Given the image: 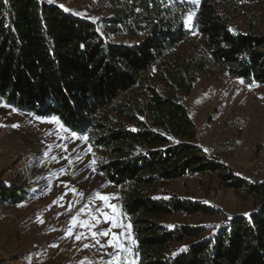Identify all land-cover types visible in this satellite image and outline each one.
Segmentation results:
<instances>
[{"label":"trees","instance_id":"trees-1","mask_svg":"<svg viewBox=\"0 0 264 264\" xmlns=\"http://www.w3.org/2000/svg\"><path fill=\"white\" fill-rule=\"evenodd\" d=\"M248 1L264 8V0ZM221 2L203 0L195 14L194 28L208 54L198 72L212 63L249 85L264 84V32L229 31ZM112 5L107 29L131 37L142 32L141 41L115 43L92 20L48 0H0V103L56 117L100 149L99 171L127 189L123 209L137 264H264V181L245 180L220 157L202 152L196 123L181 99L192 90L193 63L171 57L161 65L188 37L183 14L189 8H172L166 0ZM205 174L252 198L253 209L208 236L204 226H165V216L213 210L174 195L156 197L158 186ZM26 194L20 183L0 184V203L16 204ZM178 243L186 244L184 251Z\"/></svg>","mask_w":264,"mask_h":264},{"label":"rangeland","instance_id":"rangeland-1","mask_svg":"<svg viewBox=\"0 0 264 264\" xmlns=\"http://www.w3.org/2000/svg\"><path fill=\"white\" fill-rule=\"evenodd\" d=\"M48 1L92 20L103 37L115 43L131 45L144 38L142 32L131 37L107 29L106 17L115 14L112 0ZM166 1L175 9L177 5L189 8L183 14L188 37L161 65L171 57L193 63L196 78L190 94L181 99L196 123L199 144L222 147L215 157L245 180L264 181V84L254 82L250 87L212 63L200 74L199 66L208 54L194 28V18L203 0L198 4L193 0ZM221 6L233 32H264V8L259 4L222 0ZM190 13L194 15L185 26ZM152 83L168 93L156 79ZM237 116L246 117L248 127L235 126ZM52 118L0 103V184L20 183L27 191L16 204L0 203V264H137L132 225L123 209L127 189L111 183L99 171L103 157L100 149L94 148L85 135ZM173 195L209 206L213 212L176 213L163 217L164 225L204 226L206 236L225 226L232 216L248 214L254 207L252 198L220 187L218 178L209 174L162 182L155 194L166 198ZM99 196L109 197L107 204ZM73 217L77 218L75 225ZM105 231L108 235H92ZM113 235L124 250L109 246ZM185 245L178 243L176 248Z\"/></svg>","mask_w":264,"mask_h":264},{"label":"snow or ice","instance_id":"snow-or-ice-1","mask_svg":"<svg viewBox=\"0 0 264 264\" xmlns=\"http://www.w3.org/2000/svg\"><path fill=\"white\" fill-rule=\"evenodd\" d=\"M193 2L198 4L199 0H193ZM61 7H63V5H61ZM193 15H194V13H190L188 15V18L185 21V26H188V24L191 22ZM229 31H232V30L229 29ZM241 83H243V81H241ZM250 87H251V85H250ZM52 121H57L58 122L56 117H53ZM13 127H18V125H13ZM73 135H76V133H73ZM93 163H95V161H93ZM99 199L103 200L107 204V201H108L109 197H107V196H99ZM112 207L115 208V206H112ZM109 219H113V218L109 217ZM41 222H43V221H41ZM76 223H77V218L73 217L72 224L75 225ZM113 223H114V225L116 223V221L114 219H113ZM81 226H87V225L82 224ZM167 227H173V226L169 225ZM69 234H71V228H69ZM92 235H93V237H95L97 235H108V232L107 231L102 232V233L93 232ZM76 239H80V236H77ZM97 243H99V241H97ZM109 246H114V247H116V248H118L120 250H124L123 246L118 243V237L116 235L112 236V239L109 241ZM85 247H87V245H85ZM184 250H185L184 248L180 249V251H184ZM128 251H131V249H128ZM116 259H118V257H114V260H116ZM109 264H112V262L110 261ZM130 264H131V262H130Z\"/></svg>","mask_w":264,"mask_h":264},{"label":"bare ground","instance_id":"bare-ground-1","mask_svg":"<svg viewBox=\"0 0 264 264\" xmlns=\"http://www.w3.org/2000/svg\"><path fill=\"white\" fill-rule=\"evenodd\" d=\"M233 121H234L235 126L244 128L246 126L247 118L246 117L244 118V117H241V116H237V117L234 118ZM246 127H248V125ZM203 146L205 148H209V149L212 150V151H205V154L210 156V157H212V156L215 157V152H218V151L223 149L222 147H217V146H206V145H203ZM200 147L202 149V144H200Z\"/></svg>","mask_w":264,"mask_h":264},{"label":"built area","instance_id":"built-area-1","mask_svg":"<svg viewBox=\"0 0 264 264\" xmlns=\"http://www.w3.org/2000/svg\"><path fill=\"white\" fill-rule=\"evenodd\" d=\"M205 151H212V150L209 149V148H205V147L202 145V152L205 153Z\"/></svg>","mask_w":264,"mask_h":264},{"label":"crops","instance_id":"crops-1","mask_svg":"<svg viewBox=\"0 0 264 264\" xmlns=\"http://www.w3.org/2000/svg\"><path fill=\"white\" fill-rule=\"evenodd\" d=\"M51 2H53V1H51ZM54 3V2H53ZM59 5H61L60 3H58ZM64 6V5H63Z\"/></svg>","mask_w":264,"mask_h":264}]
</instances>
